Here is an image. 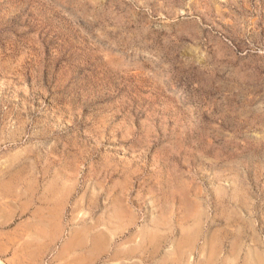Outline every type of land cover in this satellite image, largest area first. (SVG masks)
Segmentation results:
<instances>
[{
    "label": "rangeland",
    "instance_id": "rangeland-1",
    "mask_svg": "<svg viewBox=\"0 0 264 264\" xmlns=\"http://www.w3.org/2000/svg\"><path fill=\"white\" fill-rule=\"evenodd\" d=\"M0 260L264 264V0H0Z\"/></svg>",
    "mask_w": 264,
    "mask_h": 264
},
{
    "label": "bare ground",
    "instance_id": "bare-ground-1",
    "mask_svg": "<svg viewBox=\"0 0 264 264\" xmlns=\"http://www.w3.org/2000/svg\"><path fill=\"white\" fill-rule=\"evenodd\" d=\"M6 263V262H5ZM0 264H4L1 260H0Z\"/></svg>",
    "mask_w": 264,
    "mask_h": 264
}]
</instances>
